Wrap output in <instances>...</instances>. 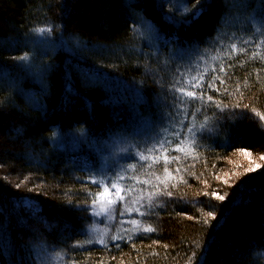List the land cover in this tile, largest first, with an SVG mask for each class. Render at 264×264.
I'll return each mask as SVG.
<instances>
[{"label": "trees", "instance_id": "trees-1", "mask_svg": "<svg viewBox=\"0 0 264 264\" xmlns=\"http://www.w3.org/2000/svg\"><path fill=\"white\" fill-rule=\"evenodd\" d=\"M193 4L0 0V264L51 262L56 251L61 264H264V168L254 163L264 157V47L235 39L250 36L264 0H200L203 13L185 24ZM42 28L52 31L42 38ZM189 65L204 96L184 121H207L216 136L145 171L153 231L89 246L100 194L91 148L167 117L166 89Z\"/></svg>", "mask_w": 264, "mask_h": 264}, {"label": "rangeland", "instance_id": "rangeland-1", "mask_svg": "<svg viewBox=\"0 0 264 264\" xmlns=\"http://www.w3.org/2000/svg\"><path fill=\"white\" fill-rule=\"evenodd\" d=\"M260 16V19H257L255 17V20L252 21V23H249L250 20L254 16H251L248 18L247 23H249L251 33L250 35H255L257 37L260 36L259 32H256V29H261V31H264V12H261V14H258ZM246 23V24H247ZM231 21L229 20L227 22V26L232 25ZM245 25V24H244ZM148 31V30H146ZM264 47V46H262ZM195 56H197L195 54ZM178 57L174 58L173 60L176 61ZM194 62L195 59L193 60ZM190 62L191 64L193 63ZM211 65V64H210ZM193 66L191 67V69ZM210 68V66L208 67ZM205 72H207V68L204 69ZM192 76H198L195 73L191 75V77H187L188 80H191ZM204 78H202L203 81ZM184 85V82H182V85ZM187 90H194L197 89H191L190 86L187 88ZM166 113V112H165ZM186 120V118H185ZM166 122V116L157 118L154 125H145L143 123L142 125L139 124L138 126H135V123L133 122V130L129 136H124V138H114L107 146L106 143L103 144L100 147L91 148V153L94 154L95 161L94 163L87 164L90 168V180L94 176L97 180H101L104 178L105 175L108 177H113V173L119 172L124 168L128 169V172L125 173V178L120 181L121 187H127V188H134V191L127 192L125 195V200L123 202L116 201V203L109 205L108 200L113 199V197H110L108 195L104 194V185L98 186L100 188V194L99 199L96 205L92 208L91 211V224L88 227V233H89V246H95V247H104L109 244H120L122 242L130 241L133 239H136L140 237L143 234L148 233L149 231H145L144 229L149 228L147 225V222L145 221L146 217L149 215L148 209L149 206L152 205L154 197L151 195V191L149 188L143 183V181H147L149 178L145 171L156 165L157 163H153V160L151 157L148 159L139 161L137 160V144H144L148 143L153 137H155L159 131L161 123ZM186 123V121H184ZM142 123V122H140ZM197 127H200L203 125V131L198 135L197 139L195 141L192 140V138L186 134L181 135V139H183V143L180 142V139L169 136L168 139L171 141L170 144L166 145V151H161L160 153H153L151 154L152 157L155 155H160V161L164 159V156H168V152L174 151V152H180L185 154V156L188 154L190 155L194 149L195 145H201V143L205 140V138H213L216 136L217 128H214V125H208L210 123H195ZM205 135V136H204ZM129 137V138H128ZM109 146V147H108ZM108 147V148H107ZM181 149L180 151H177L176 149ZM147 156L148 154L145 153ZM242 156L245 157L243 154ZM256 168H261L260 165H263L264 168V158H260L259 160L255 161ZM259 165V167H257ZM134 166V170H133ZM259 170V169H258ZM150 171V170H149ZM257 172V171H256ZM170 173L165 174V177H169ZM151 178V177H150ZM125 194V193H122ZM151 195V199L148 200L147 197ZM140 197H145V199L140 200ZM140 200V203H133V201ZM141 203L144 205L143 208H141ZM103 207L105 209V212L101 214L100 209ZM126 208H140L141 212H145L144 215H140L137 211L133 210L130 213L126 212ZM147 209V211H145ZM121 212H124V215H121ZM131 221H136V224L134 225ZM113 237H117L116 239H113ZM103 241V242H101ZM233 247V249H232ZM225 249H227V252L230 257L234 258L238 256L239 250L238 247L231 246V243H228L225 246ZM229 250V251H228ZM54 256L50 255L48 256L49 261H42L40 264H61L60 263V253L54 252ZM217 255V254H216ZM220 257H218L219 259ZM46 260V258H45ZM222 259H219L218 262H221Z\"/></svg>", "mask_w": 264, "mask_h": 264}, {"label": "snow or ice", "instance_id": "snow-or-ice-1", "mask_svg": "<svg viewBox=\"0 0 264 264\" xmlns=\"http://www.w3.org/2000/svg\"><path fill=\"white\" fill-rule=\"evenodd\" d=\"M174 2V0H168V4L171 5ZM200 4V0H194V4L191 6H185L184 9H181V11H186V9L188 7H193L194 10L192 11L191 17L185 21H183V23L187 24L190 23L192 20H195L199 17L200 14L203 13L204 11V6L201 5L200 7H195V5H199ZM169 19H171V17H169ZM255 20V17L252 18V20L249 21V23H252V21ZM135 23L133 22L132 24V28L135 29ZM52 29L50 28H42L39 29V32L41 34V37L43 38V33L45 32H51ZM256 32L260 33V36L257 37L255 35H250L247 38H245L244 36H240L238 38V42L242 45H247V46H254L256 48H260L262 46H264V31H261V29H256ZM232 39V38H230ZM167 43V41L165 42ZM219 43V41L217 42ZM232 52L235 53L237 51V47H236V43H232L230 45ZM195 51V49H194ZM239 51L243 52L246 51V49L244 47H241L239 49ZM254 55H258V53H255ZM216 57H213V59H215ZM21 61L27 59L26 55L25 56H21L19 58ZM203 59V58H202ZM191 65L186 66V67H177L175 69V74H174V81L167 87L166 89V94L168 95V98L170 100V103L168 105L169 107V113L166 117V122L161 123L159 131L157 133V135L155 137H153L148 143H144V144H137L136 148H137V160L142 161L145 159H148L149 157L152 158L153 163H157L160 160V155H155L154 157L151 156V154L153 153H160L161 151H166V145L170 144L171 141L168 139L169 136H174L178 139H180V142L183 143V139H181V135L186 134L188 136H190L192 138L193 141H195L198 137V135L203 131V125H201L200 127H197V125L195 123H185L184 122V118H186L188 116V106L189 103L191 101H196V100H202L204 93L201 92L200 94H197L194 90H187V88L190 86L191 89H197V88H201L202 85V77H198V76H192L191 80L186 79L185 77L187 76V73L189 71H191ZM213 71H215V69H213ZM224 66L221 65L220 66V72H224ZM181 78H185L184 79V85L181 86ZM214 79H220V83L223 84L224 80L220 77H216ZM209 88H215V83L213 80V83H210L208 85ZM239 90V89H237ZM208 100H212V97H208ZM217 107H219V105H217ZM196 112H199V108H196L195 110ZM193 118L195 117V112L192 114ZM262 119H264V117H262ZM207 121H205L206 123ZM177 151H180L181 149H176ZM145 153H147L148 155L146 156ZM264 158V157H262ZM178 159L177 157H168V156H164V161L165 164L171 163L172 160ZM257 167H259V165H257ZM133 170H134V166H133ZM165 172L168 171L167 167H165L164 169ZM250 171H255V169H250ZM128 172L127 168L122 169L119 172L113 173V177H115V179H113L112 177H108L107 175L104 176L103 179L101 180H97L94 176L91 179V182L93 184H96L98 186L100 185H104V194L108 195L110 197H113V199H109L108 200V204H114L116 203V201H121L123 202L125 200V195L127 194V192H131L134 191V188H127L125 187H121L120 186V181H122L125 178V173ZM143 183L147 184L148 181H143ZM125 193V194H122ZM155 193H152L151 195H154ZM151 195H149L147 197L148 200L151 199ZM213 195H215V198L218 200L223 201L225 199V197L223 195H218L213 193ZM99 196V193H98ZM97 196V199H98ZM145 199V197H140V200ZM140 200L137 201H133V203H140ZM97 200H93L92 202V206H94L96 204ZM90 206V207H92ZM141 208L144 207V205L141 203ZM137 211L140 215H144L145 212H141L140 208H136V209H132V208H126L125 211L130 213L131 211ZM145 211H147V209H145ZM105 212V209L103 207H101L100 209V213H96V214H101ZM121 215H124V212H121ZM208 215L210 217H212L213 219H215V216L213 215V209L212 207H210L208 209ZM134 225L136 224V221H131ZM145 231H153V229L151 228H146L144 229ZM117 237H113V239H116ZM103 242V241H101ZM74 246H79V245H74ZM206 264V262H205Z\"/></svg>", "mask_w": 264, "mask_h": 264}]
</instances>
